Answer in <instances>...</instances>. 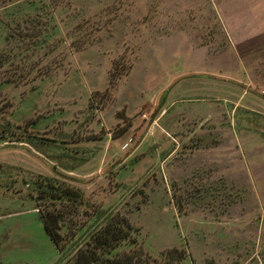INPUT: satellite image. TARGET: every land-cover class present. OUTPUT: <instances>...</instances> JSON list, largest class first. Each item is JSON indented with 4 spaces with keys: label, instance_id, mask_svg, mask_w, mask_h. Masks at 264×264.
<instances>
[{
    "label": "rangeland",
    "instance_id": "obj_1",
    "mask_svg": "<svg viewBox=\"0 0 264 264\" xmlns=\"http://www.w3.org/2000/svg\"><path fill=\"white\" fill-rule=\"evenodd\" d=\"M229 3L0 0V264H65L34 201L38 175L56 171L89 182L72 186L126 217L153 258L176 248L180 264H217L238 251L231 264H264V41L250 58L228 39ZM193 80L203 118L174 106L141 140L152 97ZM209 82L224 94L212 99ZM211 145L233 152L214 167Z\"/></svg>",
    "mask_w": 264,
    "mask_h": 264
},
{
    "label": "trees",
    "instance_id": "obj_2",
    "mask_svg": "<svg viewBox=\"0 0 264 264\" xmlns=\"http://www.w3.org/2000/svg\"><path fill=\"white\" fill-rule=\"evenodd\" d=\"M1 59L0 55V63ZM114 84L108 81L103 94L107 92L111 96ZM93 94L89 104L95 108ZM37 178L39 181L34 183L36 209L46 235L65 264H180L184 259L185 252L176 248L164 250L156 258L145 253L136 244V230L126 217L102 210L72 186L89 182L77 181L57 171L54 178L42 176V181L39 175ZM122 243L129 249L115 252Z\"/></svg>",
    "mask_w": 264,
    "mask_h": 264
},
{
    "label": "crops",
    "instance_id": "obj_3",
    "mask_svg": "<svg viewBox=\"0 0 264 264\" xmlns=\"http://www.w3.org/2000/svg\"><path fill=\"white\" fill-rule=\"evenodd\" d=\"M233 2L234 3L232 4L234 5H231V3H229L227 7H225V9H227V26H226L227 37L230 41H233V43H238L240 45V42H242L241 52L244 54V56H249L251 58L253 56V52L256 50L255 47L259 45L260 43H263L262 41H264V0H233ZM246 44H248V46ZM195 81L193 80L191 82H186L183 85L180 84V82H176L172 84L167 89L164 99L159 106L156 105V103H154V97H152L153 99L151 102L152 104L150 105L147 104L145 106L146 109L143 108L146 110V113H143L142 111L141 117L144 119L143 121L146 124H145V130H143L142 126L139 128V131L142 132L141 140H143L147 134L150 136L152 135V133H155L153 131L156 129L155 127L160 128L161 120L167 114L168 109H172L174 106L176 107L177 115H181V116L186 115L187 117H189L188 119L195 118V120L201 117L200 115L204 108L202 104L204 84L200 82H195ZM226 82L234 84L233 82H230L229 80H226ZM166 84L164 83L163 85H161V88H166ZM207 85H209L207 88H210L211 90L214 89L215 91L214 93L210 94L211 95L210 97L212 99L213 97H216L218 95L219 90H221L220 92L221 95L224 94V91H223L224 86H222L221 84L217 82H209ZM96 92L98 91L92 92L91 94L96 93ZM100 92H102V90ZM233 93H234L233 90L227 87L225 91L226 97H224L223 101H227V102L230 101L231 99H229V96H233ZM246 94L247 93L244 91L243 97H245ZM184 103L189 104L190 108L187 110L182 109L181 106ZM205 109L209 111L208 119L211 121H217V118L219 116L218 108L217 107L213 108L210 105L209 110H208V106H206ZM95 110L99 113V110L97 108H95ZM174 129L176 131H180V128H178L177 126H174ZM194 134L196 133L194 132ZM209 148H210L209 151L211 152V159H212L209 165H212V166L214 165V167H215V164L213 163V159L215 158L214 153L233 152L230 148H227V147L225 148L224 146L211 145L209 146ZM201 151H202V146L200 145L196 146L195 150H193V152H196V153H199ZM228 159H232V156L229 155ZM231 164L232 163H228L229 166ZM226 172H228V170H226ZM60 173L76 179V177L72 174V172H68V171L62 172L61 171ZM89 175L90 174L84 177H87ZM243 245H244L243 248H245L246 244H243ZM239 247L241 248V246ZM239 254L240 252L238 251L227 253V254H223V256L221 257L223 258L222 262L219 259L214 260L213 258H211V261L216 262L217 264H231V261L234 259L233 257L235 256L238 257Z\"/></svg>",
    "mask_w": 264,
    "mask_h": 264
}]
</instances>
